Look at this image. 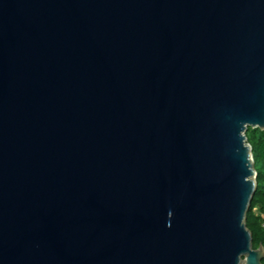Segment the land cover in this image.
<instances>
[{
	"label": "water",
	"instance_id": "95a60500",
	"mask_svg": "<svg viewBox=\"0 0 264 264\" xmlns=\"http://www.w3.org/2000/svg\"><path fill=\"white\" fill-rule=\"evenodd\" d=\"M264 0H0V264H263Z\"/></svg>",
	"mask_w": 264,
	"mask_h": 264
},
{
	"label": "trees",
	"instance_id": "16d2710c",
	"mask_svg": "<svg viewBox=\"0 0 264 264\" xmlns=\"http://www.w3.org/2000/svg\"><path fill=\"white\" fill-rule=\"evenodd\" d=\"M246 141L251 147L256 189L246 214V226L252 235L253 248L264 247V132L249 128ZM264 264V259H263Z\"/></svg>",
	"mask_w": 264,
	"mask_h": 264
}]
</instances>
